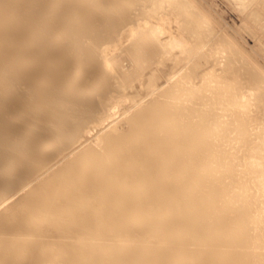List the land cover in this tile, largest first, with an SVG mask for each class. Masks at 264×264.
Instances as JSON below:
<instances>
[{"label":"bare ground","instance_id":"obj_1","mask_svg":"<svg viewBox=\"0 0 264 264\" xmlns=\"http://www.w3.org/2000/svg\"><path fill=\"white\" fill-rule=\"evenodd\" d=\"M233 1L240 39L204 0H0V264H264V0Z\"/></svg>","mask_w":264,"mask_h":264},{"label":"rangeland","instance_id":"obj_2","mask_svg":"<svg viewBox=\"0 0 264 264\" xmlns=\"http://www.w3.org/2000/svg\"><path fill=\"white\" fill-rule=\"evenodd\" d=\"M204 1H206L205 4L207 3L209 6H210V5H213V6H214V7H213V6H210L213 12H214L215 9H216V11L218 10V12H216V11L214 12V13H216V15H219L218 18L222 15L221 17H222L223 19H222L221 17H220V19H219V23H220V22H223V23L220 24V27H218V26H219L218 21L215 22V26L217 25V27L219 28V29H218V28H217V29L220 30V31L224 29L228 34L230 33L229 35H230L231 37L234 36V38H236V39H237V38L240 39L239 37H237V35L235 36V34H237V32L234 33V32L236 31V29H237L236 26H238L239 24L241 25V23H242L241 21H242V17H243L242 14H241L240 7L238 6V4H237L236 2H235L236 4H234V1H233V0H228V1H227V0H204ZM208 1H209V2H208ZM210 2H212V4H211ZM214 2H215V3H214ZM207 4H206V5H207ZM209 6H208V7H209ZM219 6H220V7H219ZM210 7H209V8H210ZM216 7H218V9H217ZM257 7H258V6H253V8H257ZM253 8H252V10H253V11H252V16H254V18L257 19V21H256V19L254 20V22H256V23H254V24H257L258 21H259V22L261 21L259 25H263V24H264V21L261 20V18H260L261 16H260L258 10L256 9L255 12H254V9H253ZM213 9H214V10H213ZM221 9H222V10H221ZM225 9H226V10H225ZM233 10H235V12H234ZM250 10H251V9H250ZM250 10H249V11H250ZM221 11H222V12H221ZM223 11H224V12H223ZM250 12H251V11H250ZM257 12H258V13H257ZM220 13H222V14H220ZM225 13H226V14H225ZM240 14H241V15H240ZM223 15H224V16H223ZM257 15H258V16H257ZM224 17H225V18H224ZM232 18H233L234 21H232ZM226 19H227V20H226ZM223 20H224V21H223ZM228 20H229V21H228ZM262 21H263V22H262ZM228 22H229V23H228ZM222 24H223L226 28H225ZM231 24H232L233 26H232ZM235 24H236V26H235ZM240 25H239V26H240ZM221 26L224 27V28H222ZM228 27H229L230 29H228ZM221 28H222V29H221ZM231 28H232V29L235 28V29L232 30ZM238 29H239V28H238ZM228 30H229V31H228ZM230 31H231V32H230ZM240 31L242 32V30H240ZM243 32H245V31L243 30ZM243 32H242V34L244 35V37H245V38H249V35H247L246 32H245V33H243ZM213 39H216V38L213 37ZM253 42H254V41H253L252 39H250V44H251V45H254ZM241 43L244 44L243 42H241ZM242 44H241V45H242ZM244 45H246V43H245ZM124 50H125V49H124ZM126 51H127V50H125V52H126ZM126 53H127V52H126ZM238 53H239V52H238ZM238 53H237V54H238ZM124 54H125V53H124ZM127 54L129 55V53H127ZM239 54H240V53H239ZM125 55H126V54H125ZM125 55H124V56H125ZM128 55H127V56H128ZM127 56H126V58L128 59ZM132 56H133V54L130 55L129 58L132 57ZM135 57H136V56L134 55V58H135ZM132 58H133V57H132ZM125 64H127V61H126ZM133 78H134V77H131L130 80H132Z\"/></svg>","mask_w":264,"mask_h":264}]
</instances>
